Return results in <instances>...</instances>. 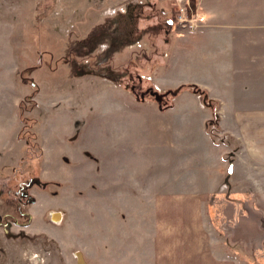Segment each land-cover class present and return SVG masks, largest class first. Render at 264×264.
<instances>
[{"label": "rangeland", "instance_id": "1", "mask_svg": "<svg viewBox=\"0 0 264 264\" xmlns=\"http://www.w3.org/2000/svg\"><path fill=\"white\" fill-rule=\"evenodd\" d=\"M179 6L197 18L196 0H0V264H80L77 250L81 264H102L104 249L115 262L147 254L152 196L195 187L175 177L210 161L195 152L201 115L212 138L223 136L214 102L188 87L168 92L170 76H197L170 71V21L195 28L171 19ZM138 84L166 98L158 106ZM20 113L39 119L37 161L21 157ZM35 176L46 186L33 184L34 202L20 204L14 190Z\"/></svg>", "mask_w": 264, "mask_h": 264}, {"label": "crops", "instance_id": "2", "mask_svg": "<svg viewBox=\"0 0 264 264\" xmlns=\"http://www.w3.org/2000/svg\"><path fill=\"white\" fill-rule=\"evenodd\" d=\"M196 1L202 18H191L195 28L170 21V71L197 76H170V88L195 83L205 89L223 138L211 137L210 117L201 115L203 140L195 144L185 135L186 145H197L195 152L210 161L199 174L175 177L178 184L195 187L156 192L147 254L138 251L141 255L115 262L106 259L104 249L102 264H243L226 249H241L264 264V0ZM176 105L174 98L170 111ZM186 111L180 114L185 122ZM171 125L170 130L178 128V122ZM194 159L182 169L192 168Z\"/></svg>", "mask_w": 264, "mask_h": 264}, {"label": "trees", "instance_id": "3", "mask_svg": "<svg viewBox=\"0 0 264 264\" xmlns=\"http://www.w3.org/2000/svg\"><path fill=\"white\" fill-rule=\"evenodd\" d=\"M97 41H98L97 39L96 40L95 39L90 40V42L87 44L88 45L87 49H90V47L91 48L94 47L97 44ZM78 49H80V46ZM77 53L78 52H75L74 54H71L69 56H71V57L74 56V58H76ZM145 56H147V55H145ZM177 87L178 88L188 87L192 91L199 93L202 97L205 96L206 100H208L210 102V104H213V100L207 97L205 89L201 88L199 85H197L195 83H183ZM19 117L22 121V125L19 129L18 135H20V137L25 139L24 149H23V153H22L21 157H23V159H30V160H36L37 161L38 159H41L40 137L35 131H33L32 127H30V126H31L32 121H39V119L37 117L28 116V115L23 114V113H20ZM215 119H214V123L216 124L217 119L216 120ZM20 161H23V160H20Z\"/></svg>", "mask_w": 264, "mask_h": 264}, {"label": "water", "instance_id": "4", "mask_svg": "<svg viewBox=\"0 0 264 264\" xmlns=\"http://www.w3.org/2000/svg\"><path fill=\"white\" fill-rule=\"evenodd\" d=\"M178 90H179V88L176 87V88H173V89L172 88L169 89L168 92H170L172 94H175ZM149 93L155 97L156 101L159 104L158 106H160V101H161L162 97L164 96V94L166 92H159L156 89L155 90L150 89ZM33 183H40L41 186H45L47 182L46 181H41L38 176H35V177L31 178L28 181V185H31ZM21 196L25 197V200L28 203L34 202V200H35V197L33 195L29 194L27 191L22 192ZM60 218H61V212L60 211H51V220L56 221V220H60ZM76 253H77V256H78L77 257L78 262L81 264L82 263V253L79 250H77Z\"/></svg>", "mask_w": 264, "mask_h": 264}, {"label": "flooded vegetation", "instance_id": "5", "mask_svg": "<svg viewBox=\"0 0 264 264\" xmlns=\"http://www.w3.org/2000/svg\"><path fill=\"white\" fill-rule=\"evenodd\" d=\"M147 87V86H146ZM144 88V87H142L141 85H134L133 87L131 86V89H133L134 91H136L135 93H140L141 94V92L140 91H145V90H148L149 88ZM150 90V89H149ZM166 98V95H164L163 97H162V99H161V101H163V99H165ZM33 184H39V183H33ZM33 184H31V185H28V181L27 182H23V183H20V185L14 190V192H15V195H16V197H17V200H18V202L20 203V204H23V203H28V202H26V200H25V197H23V196H21V193L22 192H25V191H27L28 193H29V189H30V187L33 185ZM46 186V185H45ZM45 186H42V187H45Z\"/></svg>", "mask_w": 264, "mask_h": 264}, {"label": "built area", "instance_id": "6", "mask_svg": "<svg viewBox=\"0 0 264 264\" xmlns=\"http://www.w3.org/2000/svg\"><path fill=\"white\" fill-rule=\"evenodd\" d=\"M172 17V19H175L182 27L189 26L193 28L196 26V24L192 23L191 19L187 17L185 8L183 6H179V8L173 13ZM197 18H202L199 11L197 12ZM153 88L158 90L155 85Z\"/></svg>", "mask_w": 264, "mask_h": 264}]
</instances>
